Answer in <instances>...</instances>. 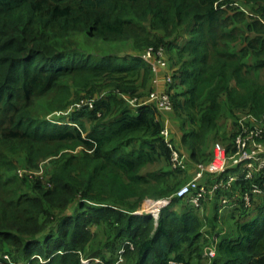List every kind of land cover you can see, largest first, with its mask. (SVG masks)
<instances>
[{
  "label": "trees",
  "instance_id": "1",
  "mask_svg": "<svg viewBox=\"0 0 264 264\" xmlns=\"http://www.w3.org/2000/svg\"><path fill=\"white\" fill-rule=\"evenodd\" d=\"M233 3L0 0V144L20 146L33 169L52 158L45 187L30 175L1 172L6 165L0 155V264H10L6 256L14 264H84L83 258L113 264L116 259L104 251L120 247L125 248L123 264H189L187 252L208 246L205 236L218 224L212 222L204 231L199 210L187 200L174 199L158 219L136 214L144 199L172 196L167 181L178 173H140L158 161L171 166L172 149L162 136L158 110L153 105L133 109L119 93L134 94L135 88L124 82H138L141 73L147 86L152 83L143 50L164 47L173 55L169 63L177 69L169 93L174 110L195 120L197 129L182 138L195 162L210 157L203 150L208 135L227 140L220 129L223 117L233 118L235 109L247 108L249 114L264 115V82L245 72L244 56L232 52L238 37L234 25L242 19ZM261 15L264 19V8ZM149 26L164 34L157 36ZM250 30L264 34V24L256 21ZM261 40L253 45L258 58L264 54ZM119 45L132 50L131 55L107 50ZM255 67H264V60ZM109 79L113 84L94 110L50 121L33 113L42 101L49 114L64 113L73 90L93 98L104 90L97 83ZM225 97L228 109L223 113ZM235 135L227 140L229 152ZM137 142L140 148L133 147ZM78 147H83L79 153L71 152ZM7 164L15 169L12 160ZM257 182L237 181L231 187L241 195L240 217L251 219L238 221L234 235L217 244L212 264H264V206H256L254 197L251 207L243 202Z\"/></svg>",
  "mask_w": 264,
  "mask_h": 264
},
{
  "label": "built area",
  "instance_id": "2",
  "mask_svg": "<svg viewBox=\"0 0 264 264\" xmlns=\"http://www.w3.org/2000/svg\"><path fill=\"white\" fill-rule=\"evenodd\" d=\"M164 49V47H161L158 51H155L151 48L142 56L145 61L153 66L154 73L158 68H165L169 65V61L167 63L166 59V49ZM158 82L157 77L154 79V83L157 84ZM173 82V75L168 73L165 77L166 87L171 86ZM144 105H153L160 115L174 109L169 90L151 92L149 98L146 101L138 103L137 107ZM81 108L82 106L77 104L66 112L59 113V115L69 116L72 111L80 110ZM255 117L248 114L247 117L239 119L230 152L224 146H217L210 162L196 164V173L190 181L181 186L172 196L159 202L158 207H154L151 211L147 210L146 214L138 213V211L136 214L147 215L151 213L155 219H158L161 211L170 206L174 199L187 200L195 209L200 210L203 209L205 203L215 196L220 189H230L237 181H259L254 183L251 190L243 195L245 207H251L253 197L264 194V125L261 126L262 128L251 127L249 120L256 122ZM162 136L167 140L172 149V167L178 170L179 168H186L183 156L176 149L172 148L168 140L169 131L167 129L163 130ZM19 175L22 176V173ZM207 176L211 177L214 181L210 186L202 184V181ZM221 205V210L223 211L230 207L231 201L227 197H224L221 200ZM207 249L211 258H215L216 249L214 246H210ZM124 252L125 248H122L120 253ZM6 259L10 261V264H14L8 256H6ZM96 260L99 262L98 259ZM83 263L86 264L84 261Z\"/></svg>",
  "mask_w": 264,
  "mask_h": 264
},
{
  "label": "crops",
  "instance_id": "3",
  "mask_svg": "<svg viewBox=\"0 0 264 264\" xmlns=\"http://www.w3.org/2000/svg\"><path fill=\"white\" fill-rule=\"evenodd\" d=\"M235 5L239 7V9H242V14L245 16V22L244 24L240 25L238 27V23L234 25L236 28H240L241 36L240 38H243V43L235 42L234 43V50L232 47V51L234 53L239 54L243 57V62L245 63V72L250 73L252 77H255L256 79L264 82V67L262 68H255L253 67L256 65V63L259 60H264V54L261 55L259 58L257 56V51L253 45H256L257 40L262 39L264 40V34L258 33L256 30H250V28L254 27V23L262 22L264 24V19H262L261 10L264 8V0L260 1H251V0H233ZM248 12L251 13V17H253V20L246 17ZM245 14V15H244ZM250 15V14H249ZM188 31L182 32L183 35L180 41H185L188 37ZM248 38V42H244V39ZM177 68L174 67L172 64L169 63V65L165 68H158L155 73H153V80L152 83L149 84L151 88H155L158 90H165L166 87L165 84V76L166 73H171L176 70ZM158 77V83L154 84V79ZM249 110L247 109H239L238 113L236 112V116L238 118L241 117H247L249 114ZM159 120L162 122L164 129H167L169 131V137L168 140L170 143L175 145V149H177L178 152L181 154H184L183 158L185 160L186 165H192V170L190 171V178H193L195 175L196 165L191 159V153L190 151L184 146L182 138L183 135L186 133V130H189L191 126L184 122L187 118V113L185 112H177L176 110H172L169 112H164L160 116H158ZM260 122H255L253 120H249L250 125L256 123V125L263 126V117L262 115L259 116ZM236 121L235 117H227L224 118V122L220 124V129L222 130L221 133L226 135L228 138L232 135L233 132L237 130V125L234 126V122ZM189 163V164H188ZM213 179H210V184H213ZM227 197L231 201V208L230 209H224L221 210V200ZM241 200L240 192L235 189L231 188L229 190H223L220 189L217 191V194L213 196L211 199H209L203 209L199 210V217L202 219L205 228L204 231L209 232V226L208 224L212 222H216L218 224V228L214 229L213 234L208 233V237L206 239V242L208 243V246L204 248V250H200L198 253L195 254H189V252L186 253L187 260L189 261V264H212L214 259L210 257V255L207 252V248L210 246H214V248L217 246L219 242H221L222 239L226 237H231L234 235L236 231V225L238 221H249L251 218H243L240 217V213L238 212L237 208L239 207V203ZM254 202L255 205L258 207L264 206V194L261 195H255L254 196ZM178 210V207H177ZM237 210V211H236ZM200 261V263H198Z\"/></svg>",
  "mask_w": 264,
  "mask_h": 264
},
{
  "label": "rangeland",
  "instance_id": "4",
  "mask_svg": "<svg viewBox=\"0 0 264 264\" xmlns=\"http://www.w3.org/2000/svg\"><path fill=\"white\" fill-rule=\"evenodd\" d=\"M238 11L240 13H243L242 12V9H239ZM248 13L250 15L247 14L246 17H248V18H250V19L253 20V17H251L252 16L251 13L250 12H248ZM240 17L242 19H241L240 22H237L238 23V27L240 25L244 24V22H245V16H243V14H242ZM148 28H149V30L152 33H155L156 35H157V33L164 34L161 30L160 31L159 30H152L150 28V26ZM230 29H229V31H230ZM239 29L237 28L238 32H237L236 36H238V37H237V40L235 42L243 43V38L242 39L240 38L241 31ZM159 37L163 38L164 35H159ZM164 41L169 42L170 39L165 38ZM235 42L231 43V48L233 47V50H234V46L233 45H234ZM244 42H248V38H245L244 39ZM151 47H148L147 49L143 50L142 54H140V55L143 56L146 51H148L149 49H151ZM120 49H121V45H119V46H108L107 47V50H112L113 52H111V53L112 54H115V56H122V57L123 56H126L127 57V56H130L131 55V52L130 51H132V50L128 49L126 46H125V49L126 50H123V49L120 50ZM170 56H171V58H170ZM166 59H167V63H168V61H170V60L172 61L174 59V56L173 55H170V53H167L166 52ZM150 66H151V70H153V66L152 65H150ZM253 67H255V65ZM255 68H257V67H255ZM167 74L168 73H166V75ZM143 76H145V75L143 73H141V77H138V78H141V79L138 82H135V83L130 82V81L129 82H124V83H127V85L129 87H134L135 88L134 94L123 93V92H120L119 93V92H117L120 95L119 97H121L124 100L125 104L126 105H130L133 109H136L138 103L143 102V101H146V99L149 98V95H150L151 92L158 90V89H155L153 87V88H151V90L149 92L148 91L149 86H147V80L144 82L143 81V79H144ZM133 77H130L129 79L130 80H133ZM97 84H98L99 87H103L104 90L101 91L100 93H98L93 98L90 95L84 93L83 91H81L79 89L73 90V96L71 98V101L70 102H66L67 109H65L63 111H67L68 109L73 108L77 104H79L80 106H82L81 110H94L95 109V103H96L97 99H100V98H102L103 96L106 95V92H105L106 87L108 85H110V84H113V82H112V79H109V80L99 81ZM135 86L138 87V89ZM174 87H175V81L173 82V84L171 86L165 87L164 89L166 91L169 90L170 93L172 94V90L174 89ZM180 91H185V88L182 87ZM115 95H117V94H115ZM122 99L120 101H123ZM227 100H228L227 97L223 98V109H222V112L223 113H224V110H225V113H226V111L228 109V107H227ZM131 102H133V103H131ZM45 104H46V102H44V101L40 102V105L42 106V108H38L39 107L38 106L37 108L33 109V113L35 115H37V116L46 117V119L48 121L53 120L56 117L61 116V115H59V113L62 110L54 111V112H52V113L49 114L46 111V109L43 108L44 107L43 105H45ZM238 111H239V109H235L234 112H233V116L235 118L239 116V115L236 116V112L238 113ZM45 112H47V113H45ZM74 113H76V111H72L70 115H73ZM196 114H197V112H195V115ZM99 116H101V115H99ZM259 116H261V115H259ZM259 116H256V117L254 116L256 118V120H257L256 122H260ZM262 117H263V124H264V115H262ZM238 120H239V118H238ZM238 120L236 119V123H237ZM194 121L195 120L191 119L189 116H187L186 120H184V122H187L191 126V128L189 130H186V133L185 134L191 132L193 129H197V127L195 126ZM221 122L222 123L224 122V117L221 119L220 124H222ZM250 126L251 127H259V128H262L260 125H256V123L251 124ZM88 127L90 128L91 125H88ZM263 131H264V129H263ZM263 137H264V132H263ZM182 141H183V139H182ZM227 144H229V141H227V140L226 141L223 140L221 142V141H218L215 137H213L211 135H208V137H207V139L205 141V146H203V150H204L205 153H209L210 154V157H205V158L201 159L200 162L201 163H208V162H210L212 160L213 152H214L215 148L217 146H224L225 147V146H227ZM171 146H172L173 149H175L174 143H173V145L171 144ZM133 147L134 148H140L141 147V143L137 142V143H135V145ZM82 149H83V147H78L76 150L75 149L74 150H71V152H73V153H79ZM0 155L2 156V159L5 160L4 162H2L3 165H6V166H2L3 169H2L1 172H3V171L6 170V173H10V176H13V175L20 176L19 174H21V173H22V175L23 174H27V175H30V176L38 179L39 181H41V183H42L43 186L49 187L50 183L48 182V180H49V177H50V171L52 170V163H51L52 162V158L51 159H48V160L41 161L39 163V166L37 168H34L33 169V168H30L29 167V165H28V163L26 161L25 153H24L23 149L20 146L16 145V144H12L10 146H4V145H1L0 144ZM181 155L184 156V154H181ZM209 158H210V160H209ZM9 160H12V162L14 163V165H15V169L14 170H13V168L11 169L10 166H8L7 163H8ZM193 162L195 163V165L198 164V163H200V162H195V161H193ZM0 169H1V167H0ZM162 170H176L177 171L176 173H178L175 176L169 177L168 178V181H167L168 184L171 185L170 188L173 189V193H175L181 186H183L184 184H186L188 181H190L192 179V178H190V171L192 170V165H190V164L189 165H186V168H179V171H178V169H174L172 167V165L171 166H168L163 161H158V162H155V163L147 164L145 167L141 168L140 173L143 176H148L150 173H154V172L157 173V172H160ZM194 173H196V170H195ZM210 179H211V177H208L207 176L204 179V181H202V184L205 185V186H210L211 185L210 184ZM165 198H167V197L146 198V199H144L140 203V207L138 208V213L146 214L148 212L147 210H150L151 211V209H154V207H158L157 205L159 204V202H161ZM180 209L181 208L178 207V210H180ZM228 209H230V207H228ZM147 215H152V214L150 213V214H147ZM121 249H122V247H120V248H118L116 250L114 249L113 251L105 250L104 253H105V255L108 258L109 257H113V258L116 259L115 263H113V264H123L125 262V258L123 256L124 253H120L121 252ZM131 249H133V248H131ZM207 252H208V250H207ZM14 255L16 256V253H14ZM96 259H98L100 261V258H89V259L83 258V261L86 264L98 263V261ZM198 263H200V261Z\"/></svg>",
  "mask_w": 264,
  "mask_h": 264
},
{
  "label": "clouds",
  "instance_id": "5",
  "mask_svg": "<svg viewBox=\"0 0 264 264\" xmlns=\"http://www.w3.org/2000/svg\"><path fill=\"white\" fill-rule=\"evenodd\" d=\"M233 5H234V3H233ZM172 203H173V202H172ZM205 237L207 238V237H208V235H206Z\"/></svg>",
  "mask_w": 264,
  "mask_h": 264
}]
</instances>
